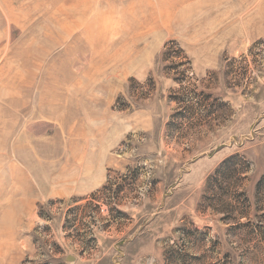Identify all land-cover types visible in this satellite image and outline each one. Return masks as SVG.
Listing matches in <instances>:
<instances>
[{
  "label": "rangeland",
  "instance_id": "374dc122",
  "mask_svg": "<svg viewBox=\"0 0 264 264\" xmlns=\"http://www.w3.org/2000/svg\"><path fill=\"white\" fill-rule=\"evenodd\" d=\"M263 176L264 0H0V264H264Z\"/></svg>",
  "mask_w": 264,
  "mask_h": 264
},
{
  "label": "trees",
  "instance_id": "16d2710c",
  "mask_svg": "<svg viewBox=\"0 0 264 264\" xmlns=\"http://www.w3.org/2000/svg\"><path fill=\"white\" fill-rule=\"evenodd\" d=\"M166 57L168 58H181V51L180 49H171L166 52ZM183 58V57H182ZM183 61L178 62V65H181ZM184 75V72L182 73ZM250 166L249 160L246 159V157L240 155V154H234L228 158H226L221 165L216 169L215 174L210 178V184L216 185L218 182L224 183L226 179H235L237 180V186H240L242 183V180L244 179L241 177L242 173H245L247 169ZM230 187V185H228ZM105 187V186H104ZM258 189L260 191H264V176L261 178ZM101 191H97L92 195V198L97 201V206L101 208V205L105 204L103 203V199L99 195H97ZM244 194V192H242ZM241 214H244L241 212Z\"/></svg>",
  "mask_w": 264,
  "mask_h": 264
}]
</instances>
